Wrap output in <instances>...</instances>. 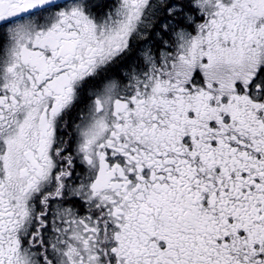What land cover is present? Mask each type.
<instances>
[{
	"label": "snow or ice",
	"instance_id": "snow-or-ice-1",
	"mask_svg": "<svg viewBox=\"0 0 264 264\" xmlns=\"http://www.w3.org/2000/svg\"><path fill=\"white\" fill-rule=\"evenodd\" d=\"M0 264H264V0H0Z\"/></svg>",
	"mask_w": 264,
	"mask_h": 264
}]
</instances>
